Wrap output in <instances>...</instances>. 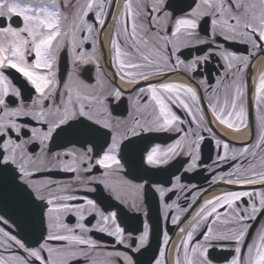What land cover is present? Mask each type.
<instances>
[{
    "label": "snow or ice",
    "instance_id": "obj_1",
    "mask_svg": "<svg viewBox=\"0 0 264 264\" xmlns=\"http://www.w3.org/2000/svg\"><path fill=\"white\" fill-rule=\"evenodd\" d=\"M116 7V0H0V249L8 253L0 254V264H138L131 253L151 247L147 212L128 228L122 225L131 218L118 222L117 211L102 210L96 199L79 193L95 192L89 185L101 184L133 212L141 211L149 195L163 201L185 188L176 173L167 181L170 187L143 176L140 182L122 177L167 172L180 156L188 158L180 167L193 171L202 132L212 131L208 113L239 131L247 126L249 102L261 129L254 145L229 155L227 142H215L224 150L218 161H236L227 178L219 179L252 190L224 191L191 213L203 193L186 207L175 201L164 207L178 210L174 225L179 213L188 219L179 229L175 264H220L221 257L223 264H264V219L257 222L264 217V73L251 85V96L246 78L253 57L264 54V0H124L108 39L107 62L115 69L113 80L134 86L125 119L114 115L126 95L121 86L105 79L90 83L80 75L87 65L101 71L103 49L97 45ZM236 45L247 54L234 50ZM191 49L203 54L182 59ZM213 56L223 68L216 84L195 81L200 64ZM62 60L71 64L66 77L60 75ZM177 73L196 86L169 78ZM141 81L146 85L135 87ZM153 132L182 135L166 145L140 139ZM94 168L103 170L100 178L88 175ZM40 173L49 176L34 179ZM53 173L73 175L62 182ZM116 177L121 178L110 180ZM26 231L31 243L20 234ZM94 232L126 251H104ZM170 243L165 232V250L158 248L159 258L154 254L148 264H167Z\"/></svg>",
    "mask_w": 264,
    "mask_h": 264
},
{
    "label": "flooded vegetation",
    "instance_id": "obj_2",
    "mask_svg": "<svg viewBox=\"0 0 264 264\" xmlns=\"http://www.w3.org/2000/svg\"><path fill=\"white\" fill-rule=\"evenodd\" d=\"M124 0H116L117 7L115 11L112 13L111 18L107 22V27L104 29V34L102 37L103 44L97 45L98 50L103 49V53L100 58V72L97 71L94 65H87L81 70V77L88 80L90 83H95L97 79H105L106 81H112L118 86H121L126 95L121 103V107L119 111L115 112L114 115L125 119L129 118V100L127 93H131L134 86L128 85L118 78L113 80V73L115 69L111 68L107 62V49H108V39L112 33V26L114 24L115 16L120 11V5H122ZM207 25H202L201 29L206 28ZM87 48L90 49V45H86ZM234 50H238L241 54H247L244 51V46L236 45ZM203 51H199L197 49H191L189 51H185L182 59L187 57L191 59L195 55H202ZM264 55L261 53H257L255 57L252 59V63L250 67L247 69L246 78L249 80V96H251L254 89L251 85L258 80L260 74L264 73V65L261 68L253 67L255 61L258 56ZM221 61L215 56L210 57V59L206 63L200 64L196 73H194L195 81L205 80L208 85L214 86L216 84L217 79L223 73V68L221 67ZM71 69V64L66 61H61L60 63V75L66 77L67 72ZM102 73V75H101ZM171 80L181 81L184 83H192L195 85V81H189L183 73L170 74L169 77ZM155 83L156 81H151ZM16 83V81H14ZM147 82L141 81L139 85L135 87L145 86ZM200 91V89H198ZM209 93H211V88L208 89ZM202 104L206 103L202 101ZM207 110V109H206ZM177 114L182 118L185 117V113L179 109H176ZM207 119L209 121L207 127L211 128L212 131H203L202 135L205 137L202 143L201 149V158L198 161V167L191 172H185L184 168L187 167V164H184V168L180 167V164L185 160H188L186 156L177 157L173 160L170 165L166 166L168 168L167 172H162L157 175H152L151 173H141L137 176L128 175L126 178L128 180H132L133 182H140V177L143 176L144 179H148L149 183H154L157 181H164L165 186L170 187L171 185L167 183L169 177L172 173H176L181 177L180 183L185 186L182 189H174L172 192H169L163 201L159 199V195L155 196L149 195L140 212H133L128 209L125 205L121 204L119 201L115 200L114 196H111L107 189L104 188L103 185L98 183H93L89 185V187L95 188V192H81L80 195H87L89 198L96 199L102 210L106 211H117L118 212V222H120L121 217L131 218L128 220L126 226L128 228H134L140 224V222L145 218L144 212H147L148 222L152 226V234L150 237V242L154 243L152 237L157 239V244L153 245L154 252L146 253L148 256L147 259L155 254L157 258H159L158 252L156 251L158 248L160 250H165V246L163 244V234L166 232L171 240V243L167 246L166 249V261L167 264H175L176 259V246L180 242L181 233L179 231L180 228L186 227L188 223L187 216L184 213H179L181 216L180 223L174 225L172 221V217L178 214V210L174 207L171 209H166L164 204H172L175 201L177 204L181 206V208L186 207L189 201L191 200L193 195H201L203 193L202 198L197 201L195 205L189 210V212H194L200 204L203 203L204 200L211 198L213 195H218L224 191H251L253 186H240V185H228L220 180V177L227 178V173L232 171L233 164L236 161L227 160V161H218L217 157L220 155H224V150L222 146L216 145V139H221L223 142H227L229 144V155H231L232 149L240 150L244 146L254 145L255 141L259 138L261 134V129L259 128V121L257 120V111L256 106L249 102L247 109V126L242 127L239 131L235 129H227L225 126L220 125L215 119L211 116V113H208ZM185 127H187L185 125ZM182 134L178 133H169V132H153V133H145L142 134L140 139L150 140L153 145L155 144H171L175 139H178ZM53 151L59 150L55 147V145H50ZM190 162V161H189ZM102 169L94 168L91 173L88 175H92L94 177L100 178L102 176ZM54 178L61 180L62 182H68L73 174L64 173V176H55V173L51 174ZM49 176L48 173H40L34 179L43 180ZM121 177L110 178V180H117ZM215 181V182H214ZM172 183H175V179H172ZM118 187V185H117ZM257 190L260 189V186H255ZM179 197V198H178ZM187 197L188 199H185ZM247 199V198H245ZM110 203L112 205L111 208H107L106 204ZM223 211V209L221 210ZM264 219V217L258 218V221ZM91 223H95L94 220L89 218ZM255 230V225L253 227V231ZM17 229H13V233L15 234ZM91 235L94 238L98 239L101 244L104 246V251L112 252V251H126L121 245H117L114 242V238L107 236L106 234L94 232ZM15 251V249H13ZM219 251V249L217 250ZM0 254L8 255V253L4 252L3 249H0ZM20 254H23L22 252ZM133 258L138 261V264H148L146 262L145 253H131ZM224 255H227L225 251ZM147 260V261H149ZM220 264H223V258L220 259Z\"/></svg>",
    "mask_w": 264,
    "mask_h": 264
},
{
    "label": "water",
    "instance_id": "obj_3",
    "mask_svg": "<svg viewBox=\"0 0 264 264\" xmlns=\"http://www.w3.org/2000/svg\"><path fill=\"white\" fill-rule=\"evenodd\" d=\"M234 48H235V46H234ZM55 176H64V173H55ZM18 231V230H17ZM21 235H23L30 243H31V241H32V238H31V236L28 234V232L26 231V232H23V233H20ZM152 240L154 241V243H152V242H150V245H151V247H150V249H149V251H148V253H150V252H154L155 250L153 249V245L155 244H157V239H155L154 237H152ZM145 253V259H146V262H148L147 260H149V259H147V255H146V253L147 252H144ZM144 253H142V254H144Z\"/></svg>",
    "mask_w": 264,
    "mask_h": 264
},
{
    "label": "bare ground",
    "instance_id": "obj_4",
    "mask_svg": "<svg viewBox=\"0 0 264 264\" xmlns=\"http://www.w3.org/2000/svg\"><path fill=\"white\" fill-rule=\"evenodd\" d=\"M263 65H264V55H260V56H258L257 60L255 61L253 67L261 68ZM213 196H215V195H213Z\"/></svg>",
    "mask_w": 264,
    "mask_h": 264
}]
</instances>
